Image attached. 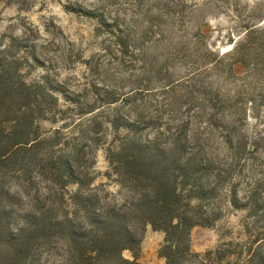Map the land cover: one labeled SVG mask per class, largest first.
I'll return each mask as SVG.
<instances>
[{
  "label": "trees",
  "instance_id": "trees-1",
  "mask_svg": "<svg viewBox=\"0 0 264 264\" xmlns=\"http://www.w3.org/2000/svg\"><path fill=\"white\" fill-rule=\"evenodd\" d=\"M261 31L256 25L245 26L244 43H253ZM3 42L0 38V264H40L59 243L60 264H139L140 232L148 225L165 235V264L194 259L199 264H229L223 261L226 252L200 256L190 249L191 230L217 220L224 201L233 209L246 208L264 230L259 187L248 190L246 200L240 201L238 182L232 179L247 156L233 152L231 159L220 162L206 150L202 133L189 132L190 117H183L176 84L151 90L138 83L129 92L105 91L104 98L95 100L98 105L83 103L87 89L70 92L49 75L28 82L23 68L32 64L20 53L22 41ZM117 45L121 54L128 53L122 38ZM58 94L69 106L59 104ZM157 94L163 95L160 103L149 98ZM75 107L73 127L80 129V137H67L60 128L41 129L42 122L69 119L68 111ZM124 107L133 117L122 115ZM110 110L115 113L108 117ZM195 114L202 116L200 111ZM104 131L113 135L105 147L107 176L128 194L119 204L91 188L92 147H99ZM144 131L154 135L142 138ZM230 141L231 137L225 143ZM228 183L230 190L221 193ZM69 185L77 190L70 193ZM19 221L22 225L14 229ZM259 241L264 243V238ZM125 250L132 252V260L122 256ZM242 264H264L262 249H255Z\"/></svg>",
  "mask_w": 264,
  "mask_h": 264
},
{
  "label": "rangeland",
  "instance_id": "rangeland-1",
  "mask_svg": "<svg viewBox=\"0 0 264 264\" xmlns=\"http://www.w3.org/2000/svg\"><path fill=\"white\" fill-rule=\"evenodd\" d=\"M6 1L0 0V38L3 44L10 38L22 41L20 53L32 64V68H23L28 82L49 75L65 83L70 92L87 89L81 102L96 105L107 90L129 92L138 83L159 90L176 84L177 96L184 103L183 117H190L189 132L202 133L206 150L220 162L231 159L233 152L247 156L237 164L232 178L238 182L240 201L246 200L248 190L255 187L264 197V0ZM254 25L262 31L253 43H244L245 26ZM119 38L129 47L128 53H120ZM31 55H36L39 63ZM58 97L60 105L69 106L64 97ZM162 97L157 94L149 98L160 103ZM145 102L143 111L148 106V100ZM151 105L154 110L155 104ZM196 111L202 114L200 118ZM77 112L75 107L68 111L69 119L45 121L40 127L44 131L60 128L67 137H80V129L73 127ZM106 113L109 117L115 111ZM121 113L134 115L128 107ZM209 116L213 120H208ZM153 135L144 131L141 137ZM112 137L104 131L99 147H92L91 188L99 197L107 193L106 201L119 204L128 194L114 177L107 176L110 169L105 147ZM230 137V143H225ZM232 183L221 193L229 191ZM68 190L73 193L77 186L69 185ZM217 217L210 225L191 230L193 253L226 252L223 261L229 264L244 263L255 249L264 253V243L259 241L264 230L258 228L261 225L246 208L233 209L224 201ZM19 225L22 222L14 229ZM139 240V264L166 263L161 255L165 240L162 231L148 225ZM62 247L59 243L50 255H43L40 264H60L62 258L57 253ZM122 256L133 259L128 250ZM188 264L199 263L194 259Z\"/></svg>",
  "mask_w": 264,
  "mask_h": 264
}]
</instances>
